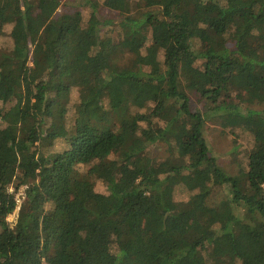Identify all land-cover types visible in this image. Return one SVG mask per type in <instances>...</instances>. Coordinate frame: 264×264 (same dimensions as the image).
Listing matches in <instances>:
<instances>
[{
	"label": "trees",
	"instance_id": "trees-1",
	"mask_svg": "<svg viewBox=\"0 0 264 264\" xmlns=\"http://www.w3.org/2000/svg\"><path fill=\"white\" fill-rule=\"evenodd\" d=\"M4 37L0 264H264V0H0Z\"/></svg>",
	"mask_w": 264,
	"mask_h": 264
},
{
	"label": "rangeland",
	"instance_id": "rangeland-1",
	"mask_svg": "<svg viewBox=\"0 0 264 264\" xmlns=\"http://www.w3.org/2000/svg\"><path fill=\"white\" fill-rule=\"evenodd\" d=\"M66 1L67 0H63V2ZM82 9L84 10V15L88 17L90 8L85 5ZM101 13L103 16H116V14L110 12L107 7H102ZM6 43L10 44L9 40L6 37L0 39V45ZM195 45L198 49H201L204 46V42L201 39L196 38ZM73 94H75V92ZM190 95L192 96V108L194 110L203 109L202 104L199 103V96L195 93H191ZM253 107L259 109L264 108V104H255L253 105ZM205 135L213 153L217 156L219 163L228 172L232 174H238L241 163L246 164L245 162L247 159V155L253 148L254 142L252 135L243 128H223L215 119L207 121L205 127ZM67 146V141L56 140L51 149L58 152L64 150ZM47 147L48 146H44L41 149L47 151ZM151 151L152 154L157 157L168 155L167 147L164 144H156L152 147ZM244 168H247V166H245ZM96 190L100 193H107L106 187L100 183L96 185ZM187 196V192L182 191H177L175 194L177 200L185 199ZM47 208H50V204ZM16 215L17 214H12L8 217V219L11 221H15Z\"/></svg>",
	"mask_w": 264,
	"mask_h": 264
}]
</instances>
